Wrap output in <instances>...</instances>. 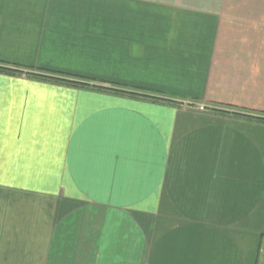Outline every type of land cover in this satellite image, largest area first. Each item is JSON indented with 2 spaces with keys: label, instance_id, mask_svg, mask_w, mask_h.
<instances>
[{
  "label": "crops",
  "instance_id": "1",
  "mask_svg": "<svg viewBox=\"0 0 264 264\" xmlns=\"http://www.w3.org/2000/svg\"><path fill=\"white\" fill-rule=\"evenodd\" d=\"M1 64L0 264H264V0H0Z\"/></svg>",
  "mask_w": 264,
  "mask_h": 264
},
{
  "label": "trees",
  "instance_id": "2",
  "mask_svg": "<svg viewBox=\"0 0 264 264\" xmlns=\"http://www.w3.org/2000/svg\"><path fill=\"white\" fill-rule=\"evenodd\" d=\"M0 72H15V70H12L8 68L6 65H0ZM26 76H29L30 78H35L40 81H51L55 83H59L62 85H67L71 87H83L98 91H109L114 93H121L123 95H130V96H141L146 98H151L158 101H170L166 100L162 94H154L150 93L147 94L146 92H136V91H129L124 88H120L115 85L105 84L94 80H85L81 78H75L71 76H62L55 72H44V71H29L25 74ZM263 120V119H262Z\"/></svg>",
  "mask_w": 264,
  "mask_h": 264
}]
</instances>
